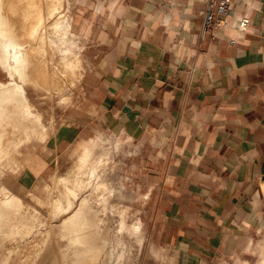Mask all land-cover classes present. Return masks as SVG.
<instances>
[{"label":"crops","instance_id":"1","mask_svg":"<svg viewBox=\"0 0 264 264\" xmlns=\"http://www.w3.org/2000/svg\"><path fill=\"white\" fill-rule=\"evenodd\" d=\"M206 4L79 0V93L50 138L118 146L173 264H232L264 228V0L207 31Z\"/></svg>","mask_w":264,"mask_h":264},{"label":"bare ground","instance_id":"2","mask_svg":"<svg viewBox=\"0 0 264 264\" xmlns=\"http://www.w3.org/2000/svg\"><path fill=\"white\" fill-rule=\"evenodd\" d=\"M61 8L62 0H0V77L6 78L0 80V264H135L134 257H114L108 248L106 228L92 206L91 194L99 193L98 201L105 206L108 196L122 200L121 189L109 191L97 180V169L103 164H87L89 152L75 168L77 175L87 168L82 174L86 181L77 176L75 190H63L62 199L53 203L54 226L44 236L21 213L23 198L13 177L7 175L15 152L32 142L43 143L48 135L31 96L58 89V73L78 64L65 58L76 46V38L70 20L59 16ZM52 52L61 55L54 67ZM93 181L90 195L76 196V191L89 189ZM63 215L68 217L62 219ZM138 230L137 225L130 229L139 239ZM37 236H41L40 245L31 242ZM258 264H264V259Z\"/></svg>","mask_w":264,"mask_h":264},{"label":"rangeland","instance_id":"3","mask_svg":"<svg viewBox=\"0 0 264 264\" xmlns=\"http://www.w3.org/2000/svg\"><path fill=\"white\" fill-rule=\"evenodd\" d=\"M78 2L79 0H62L59 15L71 22L76 46L70 49L65 58L70 63L77 61V67L58 73V89L50 93L31 96L33 104L42 115L48 135L43 143L32 142L15 152L11 166L12 172L7 175L13 177L14 186L23 198L21 213L32 221L31 225L40 230L44 236L54 226L53 218L50 215L53 203L62 199L63 190H75L74 178L79 176L86 181V176L82 174L86 172L87 168L80 170L78 175L75 168L81 157L89 152L90 158L87 164L94 167L98 166L99 161L103 164L97 169V180L105 183L109 191L115 188L121 189L122 200L119 201L108 196L105 206L98 201L99 193L91 194L95 181L89 189L85 188L75 192L79 198L91 194L92 206L99 215L101 226L106 228V240L110 252L114 257L117 254L130 255L134 257L135 264H173L170 261L169 249L163 247L156 239L148 225L147 217L143 215V202L139 198L135 186L125 182L127 170L122 166L119 148L116 144L108 143L105 140L96 143L87 141L65 153L58 155L53 153L51 134L61 121L65 108L74 104L79 93L82 65L80 46L73 23ZM51 56L54 60L51 67H54L61 55L52 52ZM0 80L5 82L6 78L2 76ZM0 177L2 178L3 174H0ZM78 202L76 201L77 205ZM67 217V215H63L62 219ZM136 225L141 236L139 239L135 233L130 231ZM31 242L40 245L41 236L34 237ZM61 243L63 244V242ZM30 248L31 245L24 250L25 255L30 252ZM262 258L264 259V228L256 236L251 250L232 264H258Z\"/></svg>","mask_w":264,"mask_h":264},{"label":"built area","instance_id":"4","mask_svg":"<svg viewBox=\"0 0 264 264\" xmlns=\"http://www.w3.org/2000/svg\"><path fill=\"white\" fill-rule=\"evenodd\" d=\"M230 13V0H207L204 30H214L225 24L226 18ZM248 26V20L243 19L239 28L244 31Z\"/></svg>","mask_w":264,"mask_h":264}]
</instances>
